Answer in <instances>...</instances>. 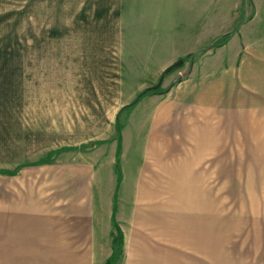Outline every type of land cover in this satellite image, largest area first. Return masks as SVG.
Segmentation results:
<instances>
[{
	"label": "crops",
	"instance_id": "obj_1",
	"mask_svg": "<svg viewBox=\"0 0 264 264\" xmlns=\"http://www.w3.org/2000/svg\"><path fill=\"white\" fill-rule=\"evenodd\" d=\"M86 1L70 15L74 37L54 41L52 0H32L27 38L21 0H0V166H54L40 185L25 174L10 184L3 169L0 264H105L117 227L114 264H264V122L215 121L211 107L159 103L156 91L126 106L198 50L205 76L215 74L214 16L164 0ZM238 1L252 11H237L230 42L249 26L264 49V0ZM114 16L99 33V20ZM140 25L144 45L130 39ZM219 50L222 63L236 62ZM196 71L187 79L202 78Z\"/></svg>",
	"mask_w": 264,
	"mask_h": 264
},
{
	"label": "rangeland",
	"instance_id": "obj_2",
	"mask_svg": "<svg viewBox=\"0 0 264 264\" xmlns=\"http://www.w3.org/2000/svg\"><path fill=\"white\" fill-rule=\"evenodd\" d=\"M52 1L53 3H47L46 9L49 8L50 5L53 6L52 22L54 30V41H60L64 39L66 35H69L66 41L71 40L74 36L70 31V26L75 18L71 17V20L69 21L70 15L76 14L77 9H80L79 7L86 5L87 1ZM164 1L167 4V8H169L170 3L172 2V4L170 5L172 7V10L178 7L181 13H186L189 5L191 6V8L197 5V8L201 9L198 16L201 17V20L206 19L207 16L210 17V15L214 16V36L212 42L210 43V45H207V47L212 50L211 68L214 70L215 74L211 75L210 71H208L209 74L205 76L206 65H201V59L203 57L205 49L198 50L191 56H185L186 59L184 60V62H187L189 66L185 72H182L184 74L178 77L177 72H174L175 74L173 73L172 75H169V72L168 74H166L167 76L165 75L166 77L163 78L160 86L156 90H154L162 97L159 98V103L163 101L166 105L200 106L204 110L206 107H211L212 115L215 121H220V117L222 115V120H228L229 122H264V49H259L258 40L254 39L251 34H247V32L251 30V27L249 26H245V32L239 34V37L231 40V42L230 38L232 34L225 36L224 39V35L227 32L232 29L235 30L239 26L237 24V20L241 19V15L238 14L236 18L237 11L240 12L244 10V14L251 13L252 5L250 4V2L247 1V3H245L243 7V5L238 0ZM64 6H68L69 17L65 16L67 14L65 10H60L64 8ZM20 7V21L22 30L21 36L27 38V21L33 17H30V9H32L31 12L34 11L36 6L34 5V2H32V0H21ZM44 7L45 5L43 4L42 10L45 9ZM77 16H80V13H78ZM94 20L98 21L99 18L95 17ZM115 20L116 16H114V18L102 17L101 20H99L100 22L98 24V32L101 34L105 33L107 27L115 24ZM233 22L235 23L233 24ZM67 30H69V33H66ZM220 30L226 31L218 32ZM60 31H63V36H57L60 35ZM144 32L146 33L147 30H144V28L142 29V26L140 25L137 31L129 33L131 41L138 42L139 44L143 45L146 43V41L148 43L149 40H146L145 36L147 34H145ZM87 33L88 30L85 29L83 34L82 31L79 33V36H86L84 38V41H86L87 37H92L93 35L92 31H90L88 34ZM24 34L27 36H25ZM197 34H201L199 28H197ZM154 36L160 37V35L157 34H154ZM220 37H222L221 40L217 41ZM117 41L118 37L116 38L115 42L117 43ZM228 42L230 44H228ZM224 44L226 45V50H223L222 53L226 55V58H228L230 54L238 55L237 60L234 64H230L227 59H225V61H223L222 63L221 59L218 58L217 54L220 52L219 49ZM112 51H114V49H112L110 52ZM130 52L136 53V51L133 50H131ZM112 57V55H109L108 60L112 61ZM195 64H197V67L195 66ZM178 67H180V65L175 69H177ZM190 68H192L193 71L197 68L196 73L197 75L202 74L200 75V77L202 78L188 80L187 78H189V76H187V73L189 71L192 72ZM175 69H173L172 71H174ZM158 70V67H154V69H149L148 67L149 73H153V75L156 72L158 73ZM158 76L151 85L157 83ZM179 95L181 97L180 101L177 100ZM139 102L140 101L138 100L133 105H137ZM151 103L152 102L150 100H145L143 104L149 105ZM53 155H56L55 152H53ZM59 159L61 158H58V160ZM49 168H54V166L46 168H44L43 166L42 169L38 167L26 166H24V168L23 166H18L17 168L12 166H0V177H4L3 169H6V173L8 176L5 179H9L10 184L14 183V179L19 184L20 180L24 179L20 177L25 174L30 179L32 185H40L45 184V182L48 181V178H45V174L43 173V171L48 170ZM22 169L25 171L21 172ZM62 181L63 179H59L58 184H62ZM219 198L220 197H218V199ZM220 212L221 210L219 208H215L213 214L215 220L219 219ZM216 223H219V221H216Z\"/></svg>",
	"mask_w": 264,
	"mask_h": 264
},
{
	"label": "trees",
	"instance_id": "obj_3",
	"mask_svg": "<svg viewBox=\"0 0 264 264\" xmlns=\"http://www.w3.org/2000/svg\"><path fill=\"white\" fill-rule=\"evenodd\" d=\"M237 24H239V20H237ZM237 26V25H236ZM235 29V28H234ZM234 30H230L229 32H227L225 35H224V39H225V36L227 35H230ZM222 37H220L217 41H220ZM188 55H186L187 57ZM183 60H185V56L182 57ZM181 66V65H180ZM175 69V68H174ZM173 70V69H172ZM172 70H170L169 72H171ZM168 72V73H169ZM167 73V74H168ZM157 89V88H156ZM156 89H150L148 87L144 88L142 91H140L135 97L134 99L129 103L127 104L126 106H131L133 105L136 101H138L141 96H143L144 94L148 93V92H151V91H154ZM117 129L119 130V125L117 126ZM112 244H113V251H112V254L111 256L106 260L105 264H114V262L116 261L118 255L120 254L121 252V248H122V234H121V231L119 229V227L116 228V233L113 235V238H112Z\"/></svg>",
	"mask_w": 264,
	"mask_h": 264
},
{
	"label": "water",
	"instance_id": "obj_4",
	"mask_svg": "<svg viewBox=\"0 0 264 264\" xmlns=\"http://www.w3.org/2000/svg\"><path fill=\"white\" fill-rule=\"evenodd\" d=\"M183 63V59L179 58L176 61H174L173 63H171L170 65H168L167 67H165L162 72L160 73L157 83L154 85L149 86L148 88L150 89H156L160 86V84L162 83L163 78L165 77V75L172 69L176 68L177 66L181 65Z\"/></svg>",
	"mask_w": 264,
	"mask_h": 264
}]
</instances>
